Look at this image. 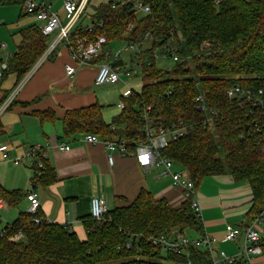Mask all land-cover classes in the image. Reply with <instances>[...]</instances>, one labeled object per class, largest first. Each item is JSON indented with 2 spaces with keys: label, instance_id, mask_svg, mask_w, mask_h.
Returning a JSON list of instances; mask_svg holds the SVG:
<instances>
[{
  "label": "trees",
  "instance_id": "obj_1",
  "mask_svg": "<svg viewBox=\"0 0 264 264\" xmlns=\"http://www.w3.org/2000/svg\"><path fill=\"white\" fill-rule=\"evenodd\" d=\"M143 1L151 8L147 17H137L129 5L112 9L108 1L94 7V15L88 17L90 22L102 20V28L95 26L91 32H83L80 26L76 31L90 40L104 36L107 45L137 44L142 59L149 62L141 69L140 94L131 91L129 97L122 98L120 113L110 125L103 122V107L98 104L67 111L65 132L94 135L103 141H126L132 150L144 140L145 116L155 127L168 128L181 121L190 126L188 136L169 143L161 154L179 167L195 188L206 178L224 175L234 183L248 185L252 206L241 225L246 227L264 209V114L260 107L228 99L225 92L240 85L255 93L260 91L264 102V0H219L217 4L215 0ZM14 2L6 0L4 4ZM134 22L135 29L127 33L128 24ZM169 30L181 35L182 62L163 70L157 67L153 50L161 46ZM146 33L152 41H143ZM20 36L16 51L5 62L0 84L14 74L16 87L49 46V38L41 34L40 27H27ZM200 46H206L208 54L186 59ZM104 59L101 55L98 61ZM115 65H121L120 61ZM10 93L1 96L0 108ZM200 95L205 107L217 112L212 129L203 126L205 113L194 102ZM13 100L6 110L18 104ZM38 115L51 117L52 112ZM47 172L46 159L36 154L34 182H44ZM0 197L13 205L20 196L2 191ZM33 217L40 224H34ZM33 217L20 214L0 228V264H212L205 250L190 248L178 256L149 241L172 231L191 238L204 235L188 201L172 208L166 200H156L143 189L129 205L109 210L100 221L89 216L83 223L84 240L65 226L47 223L40 209ZM19 231L21 240H9ZM127 244L130 249L125 248ZM260 248L264 255L263 242ZM243 263L239 259L235 264Z\"/></svg>",
  "mask_w": 264,
  "mask_h": 264
},
{
  "label": "crops",
  "instance_id": "obj_2",
  "mask_svg": "<svg viewBox=\"0 0 264 264\" xmlns=\"http://www.w3.org/2000/svg\"><path fill=\"white\" fill-rule=\"evenodd\" d=\"M108 1L110 0H92L89 11L95 12L94 7ZM38 26L40 27L39 24ZM24 29L26 28H21L10 37L11 49L10 45H0L1 63H5L16 51L21 42L20 33ZM121 45L124 47L126 42L107 45L110 57L103 62H113L112 55ZM6 50L9 52L5 53ZM127 53L119 61L121 65L128 67L127 61L134 65L131 63L134 55ZM65 64L73 65L67 49L62 45L20 87L13 100L18 104L0 115V146L7 147L4 152L6 159L0 153V192L14 191L20 196L16 201L13 200V205L7 204L3 199L6 207L0 212H11L13 219L4 222L0 218L3 221L0 228L10 225L20 214H25L28 207L26 196L35 194L47 223L65 226L84 240L83 223L90 216V200L93 197L103 199L107 209L112 210L129 205L141 189L150 192L156 200L164 199L168 203L177 201L180 189L173 188L168 178L160 177V169L144 170L133 157L122 158L113 154V164L109 165V151L99 138L98 143L91 144L83 141L82 134H66L63 124L65 113L98 104L92 89L104 86L94 85L95 68L77 67L74 77L69 79L64 73ZM16 80L14 74L4 79L0 84V98L6 92L11 91L10 95L12 94L17 87ZM121 83L120 79L114 87ZM128 90L133 91L124 90L121 98H124L123 94ZM117 107L119 112L112 116L102 111V119L106 125H110L119 115L121 108L119 104ZM48 111L52 112L51 117L38 115ZM61 146H67L69 150H60ZM32 149H38L46 155L48 174L41 183L33 180L35 158L26 157ZM196 198L201 209L203 235L215 239L214 250L224 252L227 256H240L243 235L234 242H227L224 240V233L226 225L240 228L246 222V215L252 206L248 185L234 183L226 175L209 177L197 186ZM254 228L264 243V227ZM254 260L264 264V255L254 257Z\"/></svg>",
  "mask_w": 264,
  "mask_h": 264
},
{
  "label": "built area",
  "instance_id": "obj_3",
  "mask_svg": "<svg viewBox=\"0 0 264 264\" xmlns=\"http://www.w3.org/2000/svg\"><path fill=\"white\" fill-rule=\"evenodd\" d=\"M27 17L33 18L38 24H40V32L43 36L50 37L54 32H57L56 38L53 42L49 43V46L43 56L36 62V64L28 71L25 77L14 89L9 98L4 102L0 108V115L7 109L9 103L14 99V96L19 91L20 87L32 76L34 71L49 58L50 55L56 51L60 43H63L64 47L68 51L69 59L73 65H64L65 76L72 79L76 73V68H95L94 85L95 86H115L120 82V74L122 70L128 69L125 65H115L116 61L122 56V52H131L134 56L136 66L139 69L141 76V69L144 64L149 65L148 61L142 59L141 51L138 49L137 44L126 42V45L113 53V62H99L98 59L101 55L106 58L110 57V51L106 48V38L104 36H95L93 40H90L82 33L77 34L76 31L80 26L84 29L83 32H91L94 27L102 28V20L90 22V17L94 15V12L87 10L91 5L92 0H62V10L64 17H61L57 11L52 9V6L43 0H20ZM111 8L115 9L118 6H131L137 17H147L151 14V8L143 0H110ZM219 0H215L217 4ZM91 7V6H90ZM89 17V18H88ZM66 20L63 24L62 21ZM136 23H129L126 31L132 32ZM153 38L149 33H146L143 37V41H152ZM179 42H182V38L176 32L169 30L166 38L161 40V46L156 47L153 50V58L156 61L159 56H164L169 59L174 65L181 64L182 59L179 56L180 50L178 49ZM196 54V52H195ZM121 60V59H120ZM6 69V63L0 62V80L3 78V71ZM131 75L136 74L135 71H130ZM226 97L231 100L239 101L240 103H247L255 107H260L264 114V102L260 98L261 92L255 93L251 88L243 87L240 85H233L225 92ZM131 95V91L128 90L123 94L124 98ZM171 95V92H169ZM194 102L205 113V119L203 126L208 129H212L214 126V120L217 117V112L214 109H208L203 104V96H197ZM122 108V103L119 105ZM149 111V108L146 109ZM146 127L144 130V140L138 142L134 149L128 148L126 141L117 142L115 140H104L102 144L109 151L107 155V162L109 165L113 164V154H118L120 157H133L138 164L144 170L148 169H160V177L168 178L173 188L180 189V196L177 201L169 203L172 208H179L184 202L188 201L190 204L191 214L194 215L197 221L201 220V209L196 198L195 185L186 174L182 171L174 170V163L164 157L161 153L167 145L171 142H175L181 138L187 137L190 131V126L183 124L179 121L176 124L171 125L168 128L155 127L152 123L146 120ZM83 141L91 144L98 143L100 141L94 135H84ZM7 147L5 145L0 146V153L2 158L6 159L5 151ZM60 150L68 151L69 147L61 146ZM40 153L43 159H46L44 152H39L38 149H32L26 155L28 159L35 158L36 154ZM40 170H43L41 164L38 165ZM28 201V207L26 214L34 216L40 204L35 194H28L26 196ZM6 207L5 201L0 198V211ZM109 210L103 199L93 197L90 200V217L95 221H100ZM31 221L34 224H40V220L37 217H33ZM264 225V209L256 216L246 227L236 228L231 225H226L224 240L227 242H234L236 239L243 235L244 243L240 256H227L224 252H216L214 250L215 239L210 236H199L191 238L178 231H172L170 234H163L159 237L150 238L149 241L157 247L163 249V251L172 253L178 256L185 255L190 248L202 249L210 254L212 264H235L239 259L244 261L243 264H263L256 262L254 257L263 255L260 244L261 238L256 226ZM1 235V233H0ZM23 234L21 231L14 234L9 238L11 241H19L22 239ZM126 249H130L131 245H125Z\"/></svg>",
  "mask_w": 264,
  "mask_h": 264
},
{
  "label": "rangeland",
  "instance_id": "obj_4",
  "mask_svg": "<svg viewBox=\"0 0 264 264\" xmlns=\"http://www.w3.org/2000/svg\"><path fill=\"white\" fill-rule=\"evenodd\" d=\"M6 0H0V45L4 43L5 45H10L9 48L11 49L12 45L10 42V37L15 35L18 30L21 28H29L31 26H38L32 18H27V15L24 14L22 5L19 3V0H14L13 4L5 5ZM46 3L52 6L54 11H57L61 17H64V12L62 10V0H43ZM3 4V5H1ZM21 19V20H20ZM25 19V20H23ZM66 20H63L62 23L64 24ZM40 25V24H39ZM57 32H54L50 37L49 43L53 42L56 38ZM179 34V33H178ZM180 35V34H179ZM181 37V35H180ZM63 43H60L59 46H62ZM122 46V45H121ZM181 44H179L178 49H181ZM123 47V46H122ZM121 47V48H122ZM200 50H194L190 56L186 57V59H192L200 57V55H206L208 52L206 51V46H200ZM112 48V47H111ZM113 49V48H112ZM9 52L6 50L5 53ZM196 52V54H195ZM127 52H122V57H124ZM131 63L136 64L135 60L132 58ZM128 69L122 70L120 74L121 84L114 87V86H104L103 88H93L92 92L95 95L96 102L98 105L103 107V112H106L108 115H115L119 112V108L117 107L118 104L120 105L122 102L121 93L124 90L132 89L135 94H140L142 81L140 77L139 69L134 66L130 65V61H127ZM156 65L158 68L163 70H169L174 67V64L164 56H159L156 60ZM193 65H190L192 68ZM130 71H135L136 74L130 73ZM174 170L180 171L179 167L174 166ZM0 218L5 222V220L9 221L12 220V214L8 212L2 211L0 212ZM1 220V219H0ZM1 221V222H3ZM264 227V225H263Z\"/></svg>",
  "mask_w": 264,
  "mask_h": 264
},
{
  "label": "bare ground",
  "instance_id": "obj_5",
  "mask_svg": "<svg viewBox=\"0 0 264 264\" xmlns=\"http://www.w3.org/2000/svg\"><path fill=\"white\" fill-rule=\"evenodd\" d=\"M144 60V59H143Z\"/></svg>",
  "mask_w": 264,
  "mask_h": 264
}]
</instances>
